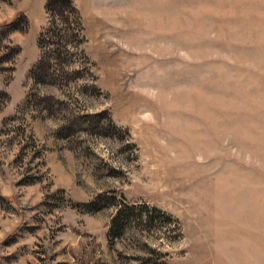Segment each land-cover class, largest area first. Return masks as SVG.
Returning <instances> with one entry per match:
<instances>
[{
  "label": "rangeland",
  "instance_id": "1",
  "mask_svg": "<svg viewBox=\"0 0 264 264\" xmlns=\"http://www.w3.org/2000/svg\"><path fill=\"white\" fill-rule=\"evenodd\" d=\"M0 264H264V0H0Z\"/></svg>",
  "mask_w": 264,
  "mask_h": 264
},
{
  "label": "trees",
  "instance_id": "2",
  "mask_svg": "<svg viewBox=\"0 0 264 264\" xmlns=\"http://www.w3.org/2000/svg\"><path fill=\"white\" fill-rule=\"evenodd\" d=\"M70 8H71L70 16H73V18L75 19L77 25L81 26L80 19H79L78 15H77L76 10L73 7H71V5H70ZM48 10L51 11V12L52 11L54 12V9H53L52 5H49ZM53 16H55L54 17L55 21H53V23L50 25L49 30H47V32H52L53 27L56 24V17H59V15H53ZM60 16L64 17V15L61 14V13H60ZM62 17H60L59 20H62ZM68 20H70V17H68ZM42 40L43 39L41 38L40 39V44H42ZM128 219H129V217H124L123 212L121 210L118 211L117 215L113 219V230H114V228L116 229V226H118V230H120V232H121L123 229H125V225L127 224L126 223L127 221H125V220H128ZM119 234H121V233H119Z\"/></svg>",
  "mask_w": 264,
  "mask_h": 264
}]
</instances>
